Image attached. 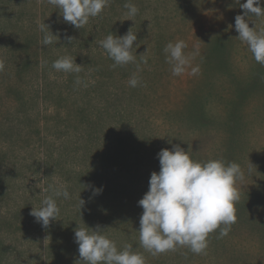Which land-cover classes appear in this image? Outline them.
Returning a JSON list of instances; mask_svg holds the SVG:
<instances>
[{
	"label": "rangeland",
	"instance_id": "374dc122",
	"mask_svg": "<svg viewBox=\"0 0 264 264\" xmlns=\"http://www.w3.org/2000/svg\"><path fill=\"white\" fill-rule=\"evenodd\" d=\"M131 2L134 21L125 0H111L77 29L47 0H0V264H83L75 229L97 225L146 264H264V65L237 37L243 9L236 0ZM249 20L264 28V16ZM43 23L57 43L42 45ZM130 28L136 62L113 67L99 42ZM177 40L186 53L199 47L196 75H172L163 50ZM62 56L81 72H57ZM134 73L140 84L130 87ZM173 144L241 166L237 220L223 237L210 233L201 254L177 246L153 256L139 244L138 201L160 170L157 153ZM59 183L70 199L57 198L59 216L42 227L32 209Z\"/></svg>",
	"mask_w": 264,
	"mask_h": 264
},
{
	"label": "clouds",
	"instance_id": "9594fccd",
	"mask_svg": "<svg viewBox=\"0 0 264 264\" xmlns=\"http://www.w3.org/2000/svg\"><path fill=\"white\" fill-rule=\"evenodd\" d=\"M61 10L65 22L77 29L83 28L90 20L99 16L111 0H47ZM243 14L235 17V29L238 38L244 42L253 54L255 61L264 65V28L256 29L249 16H264L261 0H236ZM129 20L139 12L138 7L125 0ZM253 26L250 27L249 23ZM40 29L44 32L43 46L57 43L59 36L53 34L49 25L43 23ZM72 42L73 38L68 37ZM136 32L131 28L123 36L112 32L101 40L100 46L114 62L113 67L136 62L133 54ZM188 44L184 40L169 42L165 48L166 62L171 65L172 75L181 76L190 69L191 75L199 72V66L192 61L200 55L198 46L186 53ZM136 50V48H135ZM147 58L141 53V63L147 64ZM52 67L57 72L79 73L82 66L71 56H62L53 61ZM4 68L0 60V71ZM138 72L141 71L139 64ZM77 84L83 81L77 77ZM128 84L137 87L140 79L133 74ZM86 87L87 84H84ZM171 143V141H169ZM160 163L159 172L153 171L149 180V189L138 201L143 208L140 217L139 244L153 256L174 251L177 246H187L193 253L201 254L208 247V236L220 228L221 237L228 234L230 226L237 220L236 203L240 200L238 181L243 180L244 172L236 162H227L223 158L199 161L192 157L189 148L173 144L171 150L161 149L157 153ZM50 194L41 201L39 208H33V215L42 227H48L60 214L57 198L70 199L67 185L59 183L49 185ZM102 189H94L99 194ZM85 203L80 198L79 207ZM224 225L225 227H220ZM105 228L97 225L94 229L88 226L75 229V241L78 244L79 257L83 264H146L142 252L133 249L131 244L118 248L115 240L106 233Z\"/></svg>",
	"mask_w": 264,
	"mask_h": 264
}]
</instances>
